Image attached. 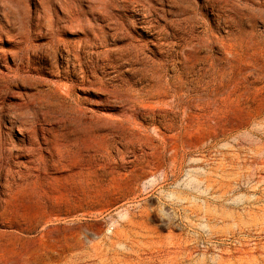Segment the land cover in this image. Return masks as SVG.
<instances>
[{
  "label": "rangeland",
  "instance_id": "1",
  "mask_svg": "<svg viewBox=\"0 0 264 264\" xmlns=\"http://www.w3.org/2000/svg\"><path fill=\"white\" fill-rule=\"evenodd\" d=\"M0 264H264V0H0Z\"/></svg>",
  "mask_w": 264,
  "mask_h": 264
}]
</instances>
